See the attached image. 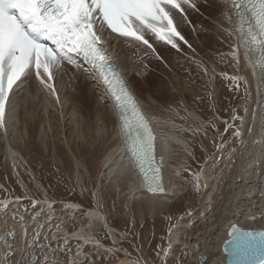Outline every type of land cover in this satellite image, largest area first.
<instances>
[{"label":"snow or ice","instance_id":"1","mask_svg":"<svg viewBox=\"0 0 264 264\" xmlns=\"http://www.w3.org/2000/svg\"><path fill=\"white\" fill-rule=\"evenodd\" d=\"M213 4L220 5L215 10L217 14L204 17L201 9L211 8ZM192 15L209 21L207 28L202 23L199 25L201 31L214 32L221 43H227V53L221 52L218 61L200 56L183 34L185 25L191 24L193 32L196 30L197 25L190 19ZM172 50L177 57L196 65L206 87L212 86L219 74L229 81L230 91L239 92L243 88L247 94L251 82L239 71L250 70L261 98L258 111L251 113V125L243 127L245 117L234 107L224 109L227 116H222L214 91L208 92L206 112L190 108L186 97L179 101L166 97L163 85L155 89L159 98L151 93L142 98L129 79V64L135 66L137 77L145 79L153 71L149 62L156 60L174 79H179L171 61L162 55V51ZM225 59L229 65L236 66V73H218L217 63ZM77 75L112 110L117 143L103 160L106 162L120 153L119 163L113 161L116 169L113 178L118 184L128 185L132 199L150 196L175 203L183 200L188 191L201 195L211 186V181L217 188L246 193L247 203L254 204L251 200L254 193H259L264 201V0H0V133L5 157L13 161L16 183L25 196L34 188L47 198L48 189L36 182L31 172H28L29 181L25 182L16 165L21 154L10 139V129L16 120L18 98L34 83L38 96L42 93L45 99H53L62 107L64 101L59 93L65 78L71 83ZM188 79H193L191 73ZM192 102L202 104L203 97L195 95ZM152 105H157L167 118L158 115ZM176 119L181 123L177 124ZM157 129L167 131L158 133ZM105 132L106 128H100L97 134ZM245 135L250 139L245 140ZM197 137L216 149L239 141L241 169L237 171L236 163L231 160L230 166L211 172L199 166L194 150ZM172 143L179 144L183 150L178 164L172 163L169 147ZM199 146L202 152L206 150L204 143L200 142ZM74 168L65 184L67 190L71 193L79 190L80 195L88 194L93 201L91 208L81 213L87 217L84 223L88 230L81 225L79 232L71 233L77 238V249L70 247L69 233L56 222H51L46 234L33 230L29 240L24 216L13 208L14 201L8 199L14 189L5 177L0 182V264H89L81 261L80 246L90 241L100 244L101 239L111 241L107 255L121 250L130 255L120 247L127 231L117 233L109 222L103 186L89 187L91 172L86 164L76 161ZM106 171L112 172L113 167L107 166ZM61 182L63 178L57 181ZM243 203L234 194L219 203L209 197L206 206L214 215L204 231L194 234L193 240L187 236L180 239L174 234L173 220L182 218L183 214H162L166 226L160 241L154 248L152 240L147 241L150 255L145 254L143 242L138 244L136 255L128 264H168V257L178 245H182L181 257L176 264H209V261L264 264V209L254 211L242 207ZM97 227L103 229L102 235L95 231ZM61 232L63 236L58 235ZM212 249L215 252L206 256Z\"/></svg>","mask_w":264,"mask_h":264},{"label":"rangeland","instance_id":"2","mask_svg":"<svg viewBox=\"0 0 264 264\" xmlns=\"http://www.w3.org/2000/svg\"><path fill=\"white\" fill-rule=\"evenodd\" d=\"M208 9L209 8H205V12H207ZM203 14L204 17L215 16L214 14H210L212 16L205 13ZM191 21L193 24L197 25L195 32H193L192 30V25L189 24L183 27V33L185 36H187V38L190 41H196V33L199 34L204 33L203 31H201L200 27H198V24L201 23L206 24L208 20L203 19V17H201L200 19H197L195 17L194 22L193 19ZM200 36L201 35H199V40L198 39L197 40L201 44V42H203V38L202 36L201 37ZM203 47H204V49L202 50L203 56L202 55L200 56L205 57V59L210 58L217 61L219 60L218 53L220 52V50H218L217 48H213L209 52L207 51L205 46ZM227 50L228 48L224 49L223 53L226 54ZM213 53H216V55H212ZM162 55L167 56L169 59L171 55H175V54L174 51L171 53H164V51H162ZM134 67H135L134 65H131L130 68L131 75H129V79L133 82V84L135 85L136 89L138 90L142 98L150 93L151 94L153 93L148 89L151 87L150 82L152 80L155 83L158 81V79L165 80L164 77L167 76H165L162 71L168 73L167 70H165L163 66L160 64L159 61L152 60L151 68L153 69V71L148 73L147 77L145 78L147 82L144 83V81H142L141 78L136 77V75L134 74L135 72ZM233 68L234 66L228 64V59H225L223 62L217 63L218 73L221 71L227 72L228 74L236 73L237 68L235 69ZM239 74L242 76L245 75L242 69H240ZM131 77H136V78L131 79ZM79 79L80 81L76 83H81V84L88 83L85 80H83V78L81 77H79ZM154 86L157 87L158 85L155 84L152 87ZM230 87L231 85L229 81L225 77L218 74L212 86L206 87L205 85H203V91H202L203 95L201 94V96L203 97L202 104H198V105L193 104L192 101L194 96L190 97L188 92L184 93L183 91H181L180 94L179 93L175 94L176 96L175 100L179 101L181 97H186L188 101L190 97L191 99L189 100L190 103L188 102L190 108L196 109L198 111L206 112L209 103L208 92L214 91L215 98L218 101V104L221 108L220 114L222 116H227V113L224 111V109H227L229 107H234L236 109H239V115L246 118L248 112L247 107H249L248 104L250 103L249 101L250 98L248 97V95L250 94L251 89L250 91H248L247 94H245L243 88H241L239 92H233L230 91ZM166 88L171 89L169 88V86L165 85L164 89ZM168 91H170L169 92L170 95L173 94L172 96H174L175 92L173 90H168ZM68 92L71 93V91ZM37 102L39 103V101ZM152 107L153 109H155V112L159 110V107L157 105H152ZM18 110L22 112L21 108H18ZM156 113L162 117H164L166 114L163 113L164 114L163 116V114H161L162 112L160 113L158 111ZM22 114L23 112L21 113V116ZM180 115H184V113L181 112ZM20 119L22 118L20 117ZM175 122L177 124L181 123L179 119H176ZM51 135L52 132L49 131V136ZM49 139L53 144L54 138L50 137ZM200 142L204 143L206 147V150L203 152L200 150V146H199ZM60 144L63 147H67V145L62 140ZM97 145L99 144L96 143L95 147H90V150H86L85 147H81L80 152L82 153V156L79 160L81 164H86L89 168V171L91 172V183H89V187H91L92 184L103 186L104 205L108 213L109 222L111 223L112 227H115L116 229L119 230L118 233H123L127 231L128 235L126 238L123 239L122 243L120 244V247L122 249H127V252L130 255H127L123 250L116 251L113 252L111 256H115L118 259H112L111 256L106 254V250L110 246L111 241L106 239H101L100 244H96L94 241H90L87 245L80 246V252H81L80 259L82 262L86 261L89 262V264H91V262L93 261L94 264H121V261H123L124 264H128V261L132 257H135L136 255V251H135L136 246L142 242L144 244L145 254L150 255L151 252L149 250L147 241L151 239L152 247L154 248L156 243L160 241L161 234L166 226V221L163 219L162 214H167L169 212H172L174 215L183 214L182 218L173 220V224L176 225L181 219L187 220L183 228L184 233L191 231L194 228L201 229L203 227V224L206 222L210 223L213 217V214L209 212V210L204 211L203 199L205 194H208L209 197H214L217 203H219V201L222 198L224 199V195L222 191L224 189H228L227 187L217 188L216 186H214V188L211 190L210 187H208L199 196L195 195L191 191H188L185 193V198L183 200L177 201L175 203H168L167 206L164 205L163 207L159 208L153 213H149L147 211L146 212L141 211V208L138 205L137 200L128 198L130 194L127 190H125V186H119L113 181L110 182V180L107 179V176H105V174H107V171L103 169V164H102L104 149L97 148ZM240 149H241V145L239 141H237L234 145L231 143H229L228 145H220L219 149H216L213 148L207 141H201L199 137H197V143L194 147V150L197 155V159L199 161V166L203 167L209 172L213 171L214 169H224L226 166H230V160L235 162L236 155L240 152ZM177 151H179L180 158H182L183 150L179 144L177 146ZM34 152L36 154H32L33 156H29V157L26 156L24 152L21 153V159L18 160L17 168L20 172L21 178L25 182H28L30 179V177L28 176V172L33 173L36 177V182L42 183L44 187L48 189V197L45 198L42 191L39 192L36 191L33 188L32 184L28 185L29 188H33L32 192H30L28 196H25L20 185L16 183V175L13 171V167L6 162V160L4 159L3 155L0 152V182H4V178L7 177L8 182L10 183L11 187L14 189L13 194L9 196L8 199H13V198L15 199V197H20L19 200L22 201L21 205L23 206L21 211L22 212L26 211L28 217L33 215V210H34L33 208L35 203L47 202V201L52 202L53 203L52 209L54 215L51 217V219L53 221H56L57 219L64 220L65 230L68 232L75 230L76 228L80 227L82 224L84 225L85 220H83V217L81 215V213H83L84 211L79 213H72V212H68L66 209L67 205L74 202L79 203L86 209H90L93 203L91 197L88 194L82 196L80 195L79 190H77L75 193H71L67 190L65 186L69 174L74 173L75 171L74 164L72 162L65 160V158L63 159L62 157L61 158L56 157L53 154V152H48L47 150L43 149L41 145L37 146ZM66 153L71 158L72 155L68 149ZM177 155L178 154H176L175 158L177 157ZM22 158L26 160V164L22 162ZM31 158H33L32 161ZM172 163L178 164L179 161L176 158L175 160H172ZM195 166L196 165H194V167ZM61 178H63V182L58 184L57 181ZM106 180H108V182H106ZM50 185L51 187H49ZM257 198L259 197H256V199ZM0 199H2V197H0ZM30 200L32 201V203L29 202ZM130 200H132L131 203ZM125 205H127L128 207L126 208ZM14 209H18V207ZM56 222L58 223L59 221ZM87 230L88 229H86V231ZM95 231H97L101 235L103 233V229L99 227H97ZM153 234H154V238H153ZM189 239L193 240V236H191ZM70 247L73 250H75L77 249L78 246L75 245L74 243H71ZM181 247L182 245H178L175 251L172 253V255L168 257V264H176V260L181 257V251H180ZM56 255L61 256V258H64L60 253H57Z\"/></svg>","mask_w":264,"mask_h":264},{"label":"bare ground","instance_id":"3","mask_svg":"<svg viewBox=\"0 0 264 264\" xmlns=\"http://www.w3.org/2000/svg\"><path fill=\"white\" fill-rule=\"evenodd\" d=\"M219 6H220L219 4H213L212 7L207 10V12H205V8H202L201 11L208 15L210 14L216 15L217 13L215 10ZM195 17L197 18V15H192L190 19L191 20L193 19V22H194ZM199 25L200 24H198V27ZM203 25L206 28L209 27V21H207L206 24H203ZM199 35H201L203 38V42H201V44L198 42L199 39L198 40L196 39V41H191V42L194 44V46L196 47L197 53H199L200 55H202V50L204 49L203 46H205L207 51L209 52L213 48H217L218 50H220L218 55L221 52H224L223 51L224 49L228 48L227 43H221L214 32L211 34H206V33L201 34L200 33ZM173 51L174 50L170 52L164 51V53H171ZM188 54L192 55V53L190 52ZM178 59L180 60L179 64L176 63ZM169 60L171 61V64L173 65L172 67L176 75L179 77V79H174L173 76L162 71L163 74L167 76V79L165 80L158 79L156 83L152 80L150 82L151 87L148 89L156 95L155 93L156 86L152 87L153 85L155 84L163 85V89L165 85H167L171 89H168V88L164 89V94L166 97H170L174 100L176 97L175 94H178V93L180 94L181 91H183L184 93L188 92L190 97H193L195 95L201 96L202 91H203L204 82L200 79V76L202 75V73L196 67V65L187 63L182 57H177L176 55H171ZM149 63L151 66V61ZM129 67L131 68V64H129ZM235 68L236 66H234L233 69ZM242 70H243V73L248 76V79L251 82V88H250L251 91L249 90L250 96L248 95V97L250 98L249 100L250 103L248 101L249 107H247L248 108L247 117L245 118V123L243 125L244 127H248L251 125V113L254 111H258V105L261 103V98H260V94L257 92L256 82L251 77L250 70L248 69H242ZM188 73H191V76L193 77L192 80L188 79ZM129 75H131V69H130ZM136 77H131V79L132 78L135 79ZM141 80L144 81V83L147 82L145 79H141ZM79 81L80 79L78 75H77L76 81L71 82V83H69L67 77L65 78L63 88L61 89L59 93L62 101H64L62 107L59 105H56L53 99H45L42 93L38 96L35 84L30 83L27 90L23 91L20 97L18 98V105L16 109V120L14 122L13 127L10 129V132L12 133V135L10 136V139L15 144V146L19 149L20 154L24 152L25 155L28 157L33 156L32 154H36L34 152L35 148L41 145L42 148L47 150L48 152H53V154L56 157L58 158L62 157L63 159L65 158V160L72 162L73 164L76 161H80L79 159L82 156V153L80 152L81 147H85L86 150H90V147H95L97 143L99 144L97 145V148L104 149V155L102 157L103 169L106 170L107 166L113 167V171L112 172L107 171V174H105V176H107L108 180L112 178L111 181H113L117 185L125 186V190L129 192L127 184L122 183V182L118 184L117 181L113 178V174L116 171L115 166L113 165V161H116V163H119L118 157L120 153H116L114 156H112L111 159L107 160L106 162L103 160V158L105 157L107 153L112 152L115 144L117 143L114 137V128H113L114 117H113L112 110L97 98V93L92 88V86H89L90 84L87 85L88 83L86 84L76 83ZM173 89H175L174 96H172L173 94L170 95L169 93L170 91H168V90H173ZM67 90L71 91V93H69ZM64 95L67 97L66 100L64 98ZM190 97L188 99V102L189 100H191ZM156 98H159L158 95H156ZM37 101H39V103ZM18 108H21L23 112L22 114L23 117L21 116L22 112L19 111ZM153 110L155 111V109ZM158 111L161 113L160 108ZM20 117L22 119H20ZM164 117H167L166 114ZM100 128H106V132L103 135L97 134L98 129ZM49 131L52 132L51 136H49ZM161 131H167V129H157L158 133ZM42 137L45 138L43 142L41 139ZM50 137L54 138L53 144L49 139ZM244 139L248 140L250 138L247 135H245ZM61 140L67 145V147H63L60 144ZM177 146L178 144L172 143L170 144L169 147L173 153L172 160H175L177 158V160L179 161V159L181 158H180L179 151H177ZM67 149L71 153L72 159L66 153ZM241 151H242V148L240 149V152ZM0 152L3 155L4 159L6 160V162L9 163L13 167V161L11 159H6L5 157L4 140L2 138V133H0ZM240 152L236 155V160H235L237 171H239L243 165V158L240 156ZM176 154L178 155L175 158ZM164 155H165V160L167 162L169 153L166 151ZM32 159L33 158H31V161ZM22 162L26 164V160H24V158H22ZM16 165H18V161L16 162ZM169 175H171V171L169 172ZM252 179H255V177H252ZM108 180H106V182H108ZM209 184L211 185L210 189L212 190L215 185H212L211 181H209ZM222 193L224 195L225 201L227 200V198H229L231 195L234 194L236 196H239L243 201H245V203L242 204V207L252 208L254 211L256 209H264V201H261L260 198L256 199V197H259V193H254L253 196L251 197V200L254 201V204L247 203V201L249 200L248 195L244 192H241L239 189H235L234 192H230L229 189H224ZM129 194L130 196H128V198H131V193L129 192ZM9 200L14 201L13 208L18 207V209H15V210H17L20 215L24 216V220L26 222L25 226L28 228L27 237L29 240L31 239L33 230L38 229L42 233L46 234L48 228L50 227L51 222L59 221L58 223L60 224V226L65 229L64 220L57 219L56 221H53L51 219V217L54 215L53 209H52L53 207L52 202L47 201V202L35 203L34 208H33L34 209L33 215L28 217L26 214V211H23V212L21 211L23 207L21 205L22 204L21 200H15L14 198L9 199ZM134 200H137V203L140 206L141 211H145V212L147 211L149 213H153L159 208L163 207L164 205L167 206L168 203H170L163 198H154L150 196H142ZM208 200H209V195L205 194L204 199H203L204 211L208 210L206 206L208 204ZM131 202L132 200H130V203ZM214 202L217 203L215 198H214ZM66 209L68 212H72V213H79L82 211L85 212L86 210H88L76 202L67 205ZM33 216H39L40 219L33 220L32 219ZM82 217H83V220H87L86 216L82 215ZM186 221L187 220L185 219H181L176 224V227L174 228L175 236L180 239H183L185 236H187L188 238L193 236V239H194V234L204 231L205 225L208 223V222L204 223L201 229L194 228L191 231L184 233L183 228L185 226ZM9 226H12V221L10 218H9ZM16 227H19V225H17ZM80 227L70 232L67 231L69 233V239L75 245H77L75 243L77 238L75 236H72L71 233L73 231L79 232ZM83 227L86 231L87 225L84 224ZM113 228L116 230L117 233L119 232L118 229H116L115 227ZM51 230L55 232L54 227H52ZM58 235L63 236V232L59 233ZM213 252H215V249H212L211 252L209 253H205V255L210 256L211 253ZM18 258L19 257H17V259ZM49 259L50 260L52 259L51 254L49 255ZM209 264H211L210 261H209Z\"/></svg>","mask_w":264,"mask_h":264}]
</instances>
